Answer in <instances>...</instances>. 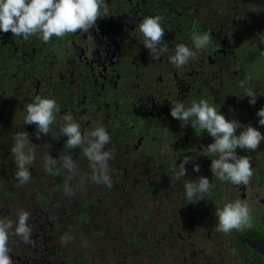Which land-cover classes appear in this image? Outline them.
<instances>
[{"label": "flooded vegetation", "instance_id": "flooded-vegetation-1", "mask_svg": "<svg viewBox=\"0 0 264 264\" xmlns=\"http://www.w3.org/2000/svg\"><path fill=\"white\" fill-rule=\"evenodd\" d=\"M88 33L24 40L0 32V219L17 220L23 209L34 243L9 240L14 264H264V141L250 157L248 186L220 181L210 170L213 139L170 115L171 104L205 99L228 120L264 135L256 113L264 107V0H106ZM144 16H161L169 51L153 59L137 27ZM210 32L212 45L177 68L169 57L191 35ZM250 78V79H249ZM241 81L258 99L250 105ZM36 96L55 99L59 111L47 136L36 139L25 125L26 106ZM71 114L83 133L104 127L112 187L95 184L84 145L66 146L59 130ZM242 130V129H241ZM27 132L35 160L31 179L17 186L11 148ZM237 131V134H239ZM27 151V149H26ZM71 156L77 175L45 171V157ZM185 156L187 173L176 172ZM199 165L200 172L192 171ZM206 177L203 200L188 203L184 184ZM65 184L74 190L66 195ZM241 200L251 208L253 227L216 231L217 209ZM72 237L67 244L60 238Z\"/></svg>", "mask_w": 264, "mask_h": 264}, {"label": "clouds", "instance_id": "clouds-1", "mask_svg": "<svg viewBox=\"0 0 264 264\" xmlns=\"http://www.w3.org/2000/svg\"><path fill=\"white\" fill-rule=\"evenodd\" d=\"M107 16L109 5L106 0H0V32L11 33L16 37L28 40L38 36L44 43L51 41L52 37L63 38L77 32L88 33L96 26L101 14ZM161 16H144L139 19L137 27L144 37V47L149 50L151 57L159 59L169 51V44L165 42V31L162 27ZM260 45H264V34H257ZM213 37L210 32H196L191 35L192 46L177 44L174 55L169 57L171 64L180 68L190 60L198 58V52L212 45ZM250 79V78H249ZM248 81H241L239 87L244 90L245 97L250 98L248 103L255 105L257 93L245 85ZM59 105L55 99L36 96L32 103L26 106L27 115L25 125H35L37 128L36 139H41V134L47 136L50 126L55 121V113ZM170 115L181 122V127L191 124L206 131L213 139L207 146L211 154H218L211 159L210 170L220 181H227L233 185L246 187L254 175L250 157L237 155V149L255 152L264 141V135L251 125H241L237 120H228L220 111L210 105L205 99L193 101L190 107L182 102L171 104ZM258 123L264 126V107L256 113ZM64 125L60 134L67 137L66 146L75 149L84 145L83 154L89 161L92 170L91 181L111 188L112 180L109 175V161L114 159L111 151H105V145L110 142V136L104 127H97L90 133H83L80 125L73 122L71 114L63 117ZM242 129V130H241ZM239 134H237V131ZM14 146L11 154L17 168L15 179L17 186H23L31 179V172L27 166L35 160V147L30 143L29 134L25 131L14 136ZM27 149V151H26ZM191 158L185 156L176 168L177 177H184L187 173L185 165L191 163ZM61 170H67L72 176L77 175V166L71 156H60L53 159L50 155L45 157V171L57 175ZM193 172L199 173V165H194ZM212 187L209 179L198 177L195 181H186L184 184L188 203L203 200ZM66 195H72L74 190L65 184ZM215 215L218 219L216 231L229 234L233 230L243 231L253 227V217L250 206L241 200L226 203L222 209H217ZM30 213L21 209L17 213V220L0 219V264H14L9 253V240L18 236L25 244L34 243L31 239V228L28 226ZM72 239L65 234L60 238L61 243L67 244Z\"/></svg>", "mask_w": 264, "mask_h": 264}]
</instances>
